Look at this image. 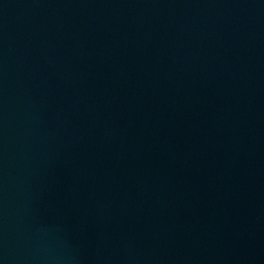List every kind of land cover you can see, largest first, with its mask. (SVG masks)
<instances>
[{
  "label": "water",
  "instance_id": "water-1",
  "mask_svg": "<svg viewBox=\"0 0 264 264\" xmlns=\"http://www.w3.org/2000/svg\"><path fill=\"white\" fill-rule=\"evenodd\" d=\"M0 264H264V0H0Z\"/></svg>",
  "mask_w": 264,
  "mask_h": 264
}]
</instances>
